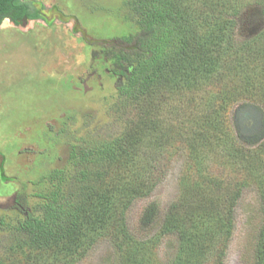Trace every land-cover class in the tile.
Segmentation results:
<instances>
[{
	"label": "trees",
	"instance_id": "trees-1",
	"mask_svg": "<svg viewBox=\"0 0 264 264\" xmlns=\"http://www.w3.org/2000/svg\"><path fill=\"white\" fill-rule=\"evenodd\" d=\"M245 3L258 4L264 18V0L123 2L137 31L119 37L130 47L108 45L104 54L118 76L117 107L130 109L131 116L124 117V127L109 140L71 144L67 164L48 172L45 189L31 195L36 198L31 205L17 196L19 212L14 219L0 217V229L9 239L0 264H41L44 256L57 261L72 257L107 227L119 248L125 249L121 264H147L125 210L135 199L148 196L158 178L157 156L168 137L161 126L163 113L181 111L179 125L193 124L196 139L187 142L192 156L220 147L227 161L240 164L264 184V139L253 148L239 144L230 134L231 123L224 124L219 112L244 96L264 109V28L240 44L235 41V20ZM4 18L18 23L42 14L30 0H0V22ZM188 90L199 96L197 115L167 101L176 96L183 102ZM212 92L214 98L205 102V94ZM149 136L152 148L147 152ZM200 167L194 165L195 174ZM219 203L207 191L188 193L179 211L165 216L160 232L177 233L183 252H194L229 225L231 214L221 212ZM262 204L255 264H264V196ZM157 214L153 203L143 209L138 218L141 228H154Z\"/></svg>",
	"mask_w": 264,
	"mask_h": 264
},
{
	"label": "rangeland",
	"instance_id": "rangeland-1",
	"mask_svg": "<svg viewBox=\"0 0 264 264\" xmlns=\"http://www.w3.org/2000/svg\"><path fill=\"white\" fill-rule=\"evenodd\" d=\"M30 1L42 18L0 22V217L11 221L19 212L17 196L31 205L36 199L31 195L45 189L48 172L67 164L71 144L109 140L124 127V117L131 116L130 109L117 107L118 76L104 54L108 45L130 47L119 37L137 31L125 0ZM245 4L235 20L238 44L264 28L259 5ZM205 95V102L214 98L213 92ZM244 97L219 112L224 124L231 123V136L253 148L264 139V109ZM197 99V91L188 90L183 102L176 96L167 101L197 115ZM247 109L257 112L256 122L241 120ZM180 113L162 114L168 137L157 156L158 178L148 196L135 199L125 210L127 225L142 244L136 247L147 264H180L182 257L188 258L184 264H255L264 184L240 164L227 161L220 147L192 156L187 142L196 139L194 127L189 122L179 125ZM151 139H146L147 152ZM199 163L202 170L195 174L193 167ZM194 191H207L222 201L218 209L231 219L223 232L184 253L177 233L160 231L165 216L179 211L183 196ZM151 203L157 205V223L143 230L138 218ZM8 241L0 229V255ZM123 252L107 227L72 257L40 259L41 264H121Z\"/></svg>",
	"mask_w": 264,
	"mask_h": 264
},
{
	"label": "flooded vegetation",
	"instance_id": "flooded-vegetation-1",
	"mask_svg": "<svg viewBox=\"0 0 264 264\" xmlns=\"http://www.w3.org/2000/svg\"><path fill=\"white\" fill-rule=\"evenodd\" d=\"M249 119H251L253 122H256L257 112L251 109H247L245 112H243V118L241 120H244V122H247Z\"/></svg>",
	"mask_w": 264,
	"mask_h": 264
}]
</instances>
